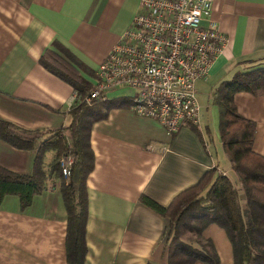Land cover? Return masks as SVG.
<instances>
[{
  "label": "crops",
  "instance_id": "obj_1",
  "mask_svg": "<svg viewBox=\"0 0 264 264\" xmlns=\"http://www.w3.org/2000/svg\"><path fill=\"white\" fill-rule=\"evenodd\" d=\"M139 1L0 0V121L43 133L67 126L75 90L40 64L42 54L58 41L94 72L93 78L84 76L95 82L98 65L129 27ZM209 17L203 24L214 23L227 42L205 80H217V86L237 71L264 65V0H211ZM206 91L199 124L172 135L157 121L133 113L130 105L113 108L92 124L83 264H166L169 219L143 205L140 196L166 207L209 169L228 176L231 167L219 131L212 134L217 121L207 111L215 105L212 88ZM234 104L255 122L253 149L264 156V95L238 92ZM34 156L35 150L16 149L0 139V166L31 174ZM47 183L24 209L16 195L3 198L0 264H67V213L58 184ZM202 235L212 241L219 264H233L223 229L210 224Z\"/></svg>",
  "mask_w": 264,
  "mask_h": 264
},
{
  "label": "trees",
  "instance_id": "obj_2",
  "mask_svg": "<svg viewBox=\"0 0 264 264\" xmlns=\"http://www.w3.org/2000/svg\"><path fill=\"white\" fill-rule=\"evenodd\" d=\"M39 62L68 83L78 99L68 110L70 123L48 133L0 121L2 141L16 149L35 150L31 174L0 166V204L5 196L16 195L24 209L45 190L47 182L58 184L67 213L66 261L83 264L87 250L86 179L94 166L89 133L92 124L104 119L109 110L127 108L130 98L85 102L93 84L84 74L93 78L94 72L58 41L53 42V49L44 51ZM238 92L264 95V65L237 71L211 91L212 103L218 109L221 148L236 175L235 182L225 174H217V167H213L166 207L145 195L139 198L143 205L169 219L166 264H219L212 241L202 235L210 224L226 233L232 245L233 264H264V156L253 149L255 122L236 109L234 95ZM49 152L52 156L45 166ZM67 156L72 158V164L63 175L61 160ZM185 231L193 238H187Z\"/></svg>",
  "mask_w": 264,
  "mask_h": 264
},
{
  "label": "built area",
  "instance_id": "obj_3",
  "mask_svg": "<svg viewBox=\"0 0 264 264\" xmlns=\"http://www.w3.org/2000/svg\"><path fill=\"white\" fill-rule=\"evenodd\" d=\"M210 12L211 0H140L129 27L98 65L85 102L107 99L111 89L129 87L131 111L157 121L168 135L199 124L195 84L210 75L227 42L214 23L203 24ZM77 99L74 91L69 106ZM71 164L70 156L62 158L63 175Z\"/></svg>",
  "mask_w": 264,
  "mask_h": 264
},
{
  "label": "rangeland",
  "instance_id": "obj_4",
  "mask_svg": "<svg viewBox=\"0 0 264 264\" xmlns=\"http://www.w3.org/2000/svg\"><path fill=\"white\" fill-rule=\"evenodd\" d=\"M198 81H200V82H198ZM197 82H196V84H195V86H196V94H197V98H198V101L203 105V106H205V101L207 100V89L208 90H210L211 88L213 89L214 87L212 86V85H214V86H216V84H217V80H212V79H207V80H204V81H201V80H198ZM91 82L93 83V85H94V79H91ZM132 93H133V89H131V88H129V87H116V88H113V89H111L110 91H108V93H107V95H108V98H110V97H113V96H119V95H125V96H130V95H132ZM199 103V104H200ZM213 104V103H212ZM214 105V104H213ZM215 108L213 109V110H211L210 109V107L208 108V114H210V112H212L213 111V118H214V121H217L216 123H215V125H214V127L212 126V134L214 133V130H215V132H218L219 131V127H218V109H217V106H214ZM70 123V122H69ZM68 123V124H69ZM226 158V157H225ZM226 161H227V158H226ZM227 163H228V161H227ZM224 164L226 165V167L227 166H229L228 164H226L225 162H224ZM224 164L223 163H221V167L222 168H225V166H224ZM228 176L230 177V179H232V180H236V175H235V173L233 172V170H231V167L230 168H228ZM243 194V192H241V196H243L242 195ZM241 199H242V197H241ZM204 230H205V228H204ZM204 230L202 231V234H203V232H204ZM184 235L187 237V238H193V234L192 233H190V232H184Z\"/></svg>",
  "mask_w": 264,
  "mask_h": 264
}]
</instances>
